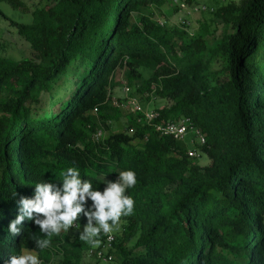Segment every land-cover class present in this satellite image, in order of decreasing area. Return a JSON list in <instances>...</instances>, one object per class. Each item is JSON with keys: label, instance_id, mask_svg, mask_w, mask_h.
<instances>
[{"label": "trees", "instance_id": "trees-1", "mask_svg": "<svg viewBox=\"0 0 264 264\" xmlns=\"http://www.w3.org/2000/svg\"><path fill=\"white\" fill-rule=\"evenodd\" d=\"M167 2L46 0L14 25L27 56L0 55V264L25 251L48 264L49 248L35 247L48 238L38 226L26 219L15 237L7 226L21 196L31 198L35 183L59 185L69 167L100 191L104 177L136 174L126 191L134 209L120 218L109 264H264V0H228L191 38L142 14ZM218 27L221 38L207 46ZM123 70L128 88L165 105L150 123L137 114L132 136L94 140L119 115L111 92ZM181 119L202 135L207 165L155 132ZM86 244L64 247L63 264H79Z\"/></svg>", "mask_w": 264, "mask_h": 264}, {"label": "clouds", "instance_id": "clouds-1", "mask_svg": "<svg viewBox=\"0 0 264 264\" xmlns=\"http://www.w3.org/2000/svg\"><path fill=\"white\" fill-rule=\"evenodd\" d=\"M61 176L59 185L55 182L35 183L31 198H19L18 214L7 226L13 237L20 234L22 222L27 219L48 237L34 241L35 247L41 251L50 246L49 238L62 231L67 233L70 229L77 231L81 240L95 247L99 244L101 233L112 232L122 216L132 214L134 200L126 195V191L137 183L133 171L119 172L114 182L104 177L103 191L94 188L88 179H82L79 170L74 167L61 172ZM16 196L14 193L13 200ZM89 200L92 203L86 207ZM81 214L87 220L83 231H80L78 221ZM5 264H42V261L37 255L28 253L10 255Z\"/></svg>", "mask_w": 264, "mask_h": 264}, {"label": "rangeland", "instance_id": "rangeland-1", "mask_svg": "<svg viewBox=\"0 0 264 264\" xmlns=\"http://www.w3.org/2000/svg\"><path fill=\"white\" fill-rule=\"evenodd\" d=\"M24 4L22 12H16L12 10L6 4H0V55L13 60H21L27 56V45L26 43L19 39L15 33V24H26L29 22L30 14L36 9L43 6L46 0H21ZM228 0H195L190 6H186L185 9L179 10L175 8L174 3L168 0V2L162 6L160 9L155 7H148L143 9L142 14L148 15L156 23H163L165 28L168 29H183L185 30L188 38L195 36L199 32V26L201 23L210 24V19L213 17V11L219 7L221 4H225ZM235 1V0H233ZM205 8L203 11L202 9ZM134 21V19H133ZM182 22L184 24H182ZM210 29H214V25L210 26ZM222 36V27H218L216 33L212 36L206 38L207 46H212L215 44ZM178 40V39H176ZM114 81L116 86L111 92L112 104L114 106H123L124 109H119V115L117 118L113 119L109 123L108 130L98 129L99 135L96 133L93 136L94 140H103L109 135L123 133L127 136H132L130 128L128 127L130 122L136 120L138 117L133 113H130L129 109H125L127 104V99L131 96L134 97L141 106L144 112H149L155 110L156 108H162L165 103L162 100L150 97L145 99L144 95L134 93V90L127 87V82L125 79V71H118L114 76ZM128 88L129 91H125ZM133 93V95H130ZM44 101V97H42ZM195 131L193 129L188 130L184 136L182 143L185 145L187 150L197 148V138ZM198 149V148H197ZM197 157L192 158L193 163H197L200 166H205L208 164L207 159L199 153V149L196 150ZM80 223V231H83L84 226L87 223L85 217H78ZM123 221L119 220L118 224L115 226L114 230L109 235H114V233L122 226ZM63 236H66L68 242L63 240ZM58 237L62 239L58 241L51 242L48 251V264H63L64 258L66 256L65 250L70 242L76 239H80L79 233L75 230L70 229L67 233L61 232ZM104 234L98 237L99 244L93 247L91 244L87 243L86 246L81 247V258L79 264H109V262H103L101 259H97L89 253L90 249H96L103 253L108 252V248L104 244ZM83 241V240H81ZM65 247V250L63 249ZM33 254L32 252H23V254Z\"/></svg>", "mask_w": 264, "mask_h": 264}, {"label": "built area", "instance_id": "built-area-1", "mask_svg": "<svg viewBox=\"0 0 264 264\" xmlns=\"http://www.w3.org/2000/svg\"><path fill=\"white\" fill-rule=\"evenodd\" d=\"M171 1L172 3H174L175 8H178L179 10H183L186 7L184 4H179L176 0H171ZM182 24L184 23L182 22ZM159 25L163 26L164 24L159 23ZM125 91L128 92L129 89L126 88ZM125 104H127L125 109H129L130 113H133L134 115H137V114L143 115V120L146 123H150L151 121L159 117V114L154 110L149 111V112H144L141 109L139 102L133 97H129ZM117 108L124 109L123 106H119V107L117 106ZM154 129H155V132L161 135L162 137L171 138L174 141H182L187 131L191 130L192 128H191L189 119H181L177 122L156 125ZM130 132H132V130H130ZM194 133L196 134V138L199 141V143L203 144L204 140H203L202 135L197 131H195ZM96 135H99V132H97ZM187 156L189 158L197 157L196 150H193V149L188 150ZM104 237H105L104 239L105 246L107 248H110L111 243L113 241V236L109 234H104ZM89 253L93 255L94 257H96L97 259H101L103 262H110L112 260L110 256H107V254L101 251H98L96 249H90Z\"/></svg>", "mask_w": 264, "mask_h": 264}]
</instances>
